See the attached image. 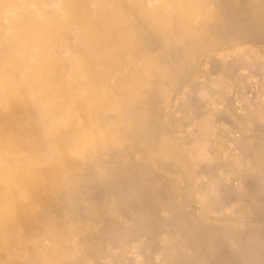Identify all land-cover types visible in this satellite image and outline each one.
<instances>
[{"label":"bare ground","instance_id":"obj_1","mask_svg":"<svg viewBox=\"0 0 264 264\" xmlns=\"http://www.w3.org/2000/svg\"><path fill=\"white\" fill-rule=\"evenodd\" d=\"M0 264H264V0H0Z\"/></svg>","mask_w":264,"mask_h":264},{"label":"rangeland","instance_id":"obj_2","mask_svg":"<svg viewBox=\"0 0 264 264\" xmlns=\"http://www.w3.org/2000/svg\"><path fill=\"white\" fill-rule=\"evenodd\" d=\"M193 207H194V206H193ZM194 209L196 210V209H197V207L195 206V207H194Z\"/></svg>","mask_w":264,"mask_h":264}]
</instances>
